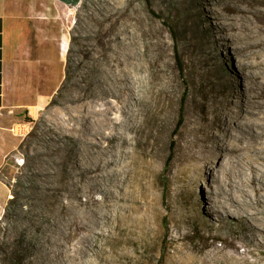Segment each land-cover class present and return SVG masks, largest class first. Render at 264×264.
I'll return each mask as SVG.
<instances>
[{"label": "rangeland", "instance_id": "obj_1", "mask_svg": "<svg viewBox=\"0 0 264 264\" xmlns=\"http://www.w3.org/2000/svg\"><path fill=\"white\" fill-rule=\"evenodd\" d=\"M26 3L35 26L29 36L38 69L33 80L42 84L46 103L21 119L0 121V264L5 249L14 256L6 264L19 263L22 249L21 264H58L54 241L73 211L65 216L61 206L78 193L74 178L86 163L84 137L100 130L98 96L120 85L118 60L129 53L142 67L126 74V83L140 80L134 85L146 108L145 128L129 149L148 152L147 207L138 208L143 199L135 191L129 213L97 227L104 233L101 247L65 264H227L241 253L264 263L248 221L215 210L224 197L252 200V179L264 176V159H258L264 152L216 154L218 136L228 144L231 131L264 144V97L256 95L264 68L250 64L264 53L254 55L244 35L232 37L235 31L222 26L224 0ZM186 92L184 121L174 135ZM66 244L76 253L75 238Z\"/></svg>", "mask_w": 264, "mask_h": 264}, {"label": "bare ground", "instance_id": "obj_2", "mask_svg": "<svg viewBox=\"0 0 264 264\" xmlns=\"http://www.w3.org/2000/svg\"><path fill=\"white\" fill-rule=\"evenodd\" d=\"M224 8L227 14L221 21L222 26L235 31L232 37L239 36V34L244 35L246 38L244 46L250 48L254 55L258 52L264 53V36H258L259 33H264V0H224ZM130 45L132 46L131 42H129V47ZM128 55L125 58L123 56L122 60L117 59L118 65L123 66V69L114 79L116 78L120 85L111 90L103 88L98 96L99 102L95 113L97 120L102 124L100 130L94 129L84 137L87 143L86 163L78 171L77 178H74L76 179L75 189L78 193L68 204L61 206V212L64 214L69 208L73 211L69 217H65V214L67 226L65 229L60 228L59 237L54 241L57 248L53 249V255L58 264H65L66 260H76L80 255L86 256L91 251L100 248L98 237L104 233L97 231V227L104 221L108 224L118 222L129 213V206L134 202L135 191L139 190V196L143 199L141 204L137 205L138 208L147 207L150 161L147 159L145 162L143 158L148 152L137 154L136 150L134 152L129 149L133 143L132 139L138 138L139 132L144 127L143 119L146 108H143V100L140 96L142 93L139 94L135 88L137 87L135 83L140 80L137 82L134 78L132 83H126V74L140 73L142 67L131 53ZM250 64L264 68V59L251 61ZM255 77L259 78L260 74L256 73ZM256 95L264 97V84ZM230 137V143L227 144L218 136L216 154L218 151L229 154L247 148L250 150L255 148L260 153L264 152V144L257 139H247L244 131H240V134H234L231 131ZM245 142L247 145L244 144ZM258 159H264V156L259 154ZM131 169L135 170L134 174ZM130 177L133 178L134 184L129 182ZM252 182L253 193L247 194L252 200L241 202L235 197H224V201L219 200L216 203L215 210L217 212L225 210L226 217L238 216L240 220L246 219L251 232V240L264 251V176L258 179L254 177ZM95 191L102 192L104 197L101 200L95 198ZM215 194L221 196L218 191ZM82 195L87 198L82 200ZM69 238L76 239V253L67 252L66 243ZM235 257V260L227 264H264L261 263L262 261L260 263L257 260L250 261L246 253ZM80 264L84 263L80 262Z\"/></svg>", "mask_w": 264, "mask_h": 264}, {"label": "crops", "instance_id": "obj_3", "mask_svg": "<svg viewBox=\"0 0 264 264\" xmlns=\"http://www.w3.org/2000/svg\"><path fill=\"white\" fill-rule=\"evenodd\" d=\"M34 27L26 0H0V121L21 119L30 107L36 113L46 103L42 84L33 80L38 75L30 49Z\"/></svg>", "mask_w": 264, "mask_h": 264}, {"label": "trees", "instance_id": "obj_4", "mask_svg": "<svg viewBox=\"0 0 264 264\" xmlns=\"http://www.w3.org/2000/svg\"><path fill=\"white\" fill-rule=\"evenodd\" d=\"M147 2H148V4L150 5V0H147ZM152 12H153L154 14H156L154 10H152ZM172 33H173V35H174L175 38H176V37H177V30L173 28V29H172ZM176 59H177V63H178V65H179V67H180V71H181V74H182V79L185 81L186 78H185V75H184L183 61H182L181 56L178 54V51L176 52ZM185 83H186V82H185ZM186 91L188 92V88L186 89ZM187 92L184 93L183 98H182V101H181V107H180V118H179L178 126H177V129H176V132H175L174 135H176V134L178 133V129L180 128V126L182 125V123H183V121H184V102H185V99H186L187 94H188ZM170 159H171V158L169 157V160H170ZM2 254L5 256V258H3L4 261H5V264L8 263V261H10V258L14 257V256H12V252H10L8 249H5L4 251H2ZM25 254H26V253H25L24 250L22 249V250H21V254H20L19 263H14V264H21L22 261H23L24 258H25ZM6 261H7V262H6Z\"/></svg>", "mask_w": 264, "mask_h": 264}]
</instances>
